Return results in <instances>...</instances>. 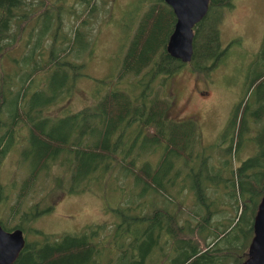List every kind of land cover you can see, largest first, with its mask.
Instances as JSON below:
<instances>
[{"label": "trees", "instance_id": "trees-1", "mask_svg": "<svg viewBox=\"0 0 264 264\" xmlns=\"http://www.w3.org/2000/svg\"><path fill=\"white\" fill-rule=\"evenodd\" d=\"M61 1L0 0V62L5 56L13 64L8 73L0 63V160L18 144L16 163L27 168L12 201L8 193L16 182L0 183V207L7 209L6 217L0 214V226L19 228L25 235L11 264H96L111 246L113 264H241L264 194V38L255 66L247 72L246 91L209 147L214 155L220 153L216 161L225 157L217 169L208 163L207 148L196 149L200 146L196 123L169 117L165 88L186 64L206 73L219 62L224 53L220 24L234 0H209L205 17L193 28L188 63L165 49L175 23L172 9L163 0H137L135 9L139 3L148 5L117 70L95 80L96 102L50 116L43 110L67 99L82 76L92 47L88 25L101 7L96 0H71L68 5ZM75 4L82 8L77 11ZM67 18L74 21L68 32L63 28ZM29 39V47L19 49L17 59L10 56L13 42L23 45ZM24 54L28 55L21 57ZM249 91L254 95L251 100L246 99ZM19 124L26 128L21 140L15 136ZM245 145L253 152L241 158ZM54 168L68 173L67 190L73 193L97 182L107 189L112 177L127 179L126 204L113 212L126 214L111 227L116 235L96 237L103 225H87L71 234L45 233L27 224L25 228L24 222L38 217L19 213V208L37 179L48 177ZM222 168L227 174L220 176ZM50 178L61 180L60 175ZM40 206L34 203L28 211H41ZM122 208L133 209V217ZM175 254L180 258L175 260Z\"/></svg>", "mask_w": 264, "mask_h": 264}, {"label": "rangeland", "instance_id": "rangeland-1", "mask_svg": "<svg viewBox=\"0 0 264 264\" xmlns=\"http://www.w3.org/2000/svg\"><path fill=\"white\" fill-rule=\"evenodd\" d=\"M70 1L63 0L61 2L68 5ZM136 1L96 0L101 7L96 18L91 19L88 25L87 37L92 47L87 56L82 76L75 81L71 95L67 99L46 107L42 112L43 114L54 116L68 109L76 111L87 105L92 106L96 102L95 80L117 70L120 56L135 30L138 18L148 5L147 2L139 3L135 9ZM74 6L77 11L82 8L77 4ZM73 22L72 18H67L63 24L64 30L68 32L70 30L69 25ZM263 38L264 0H234L233 7L224 12L220 24V49L224 53H222L219 62L206 73L195 72L190 64H186L166 84L165 91L168 92L170 102L169 117L175 120L192 119L196 123L200 138V146L198 145L196 149H201V146L207 148L205 152L209 156L208 163L211 164L212 162L214 167H218L217 169L221 168L225 157L216 161V157L220 153L214 155L216 151L210 150L209 147L217 141L216 139L225 127L232 107L246 91L248 75L250 74L247 72L250 67L255 66L253 61L260 50ZM47 42L48 38H45L44 43H42L44 49L40 50L41 55L39 57L42 61L46 56ZM29 44L30 39L23 45L20 40L13 42L10 47L12 49L10 56L17 59L19 49L23 51L29 47ZM28 54L21 55V57ZM69 58L74 59V57ZM0 63L3 71L10 73L13 67L12 60L3 56ZM12 72H16V70L12 69ZM154 88L156 90L160 88L159 82L154 85ZM99 91L100 93L104 92L102 88ZM253 96V93L249 91L246 99L251 100ZM15 129L16 138L21 140V136L26 134V128L19 124ZM19 148L20 145H14L13 149L15 150L6 153L0 160V183L16 182L8 193L11 201L14 199L15 190H17V182L19 183L27 171L25 166H18V162L16 163V154ZM252 152L253 148L250 145H245L240 157L245 158ZM235 164L238 162L235 161ZM223 170L222 168L218 175L227 174V171ZM58 175L61 176V180L51 181L50 177ZM109 184L110 187L104 190L101 189V184L97 182L92 183L84 192H69L67 190L70 187L68 173H64L63 170L61 172L60 168H54L48 177L40 176L37 179L19 208V213L23 212L33 219L38 218L29 224L27 222L22 223L25 228L27 224L34 230L38 229L52 234H71L81 231L87 225H103L104 231L96 237L105 238L104 235H110L111 232V237H113L117 233L111 227L120 220L119 215L123 213L121 211L118 215L113 212L118 206L126 204L127 198L123 195L128 192L129 188H126L127 179L123 180L121 176L116 180L112 177ZM5 191L6 189L2 190L1 194ZM40 196L43 197L41 199L42 204L38 201ZM34 203L38 206L41 205L39 208L41 211H28ZM122 209L130 213L129 217H133L135 213L133 209ZM6 212L7 209L0 207V214L3 217H6ZM123 215L126 216L125 213ZM12 220L13 224H16L19 220L18 215ZM23 221L25 220L23 219ZM135 228L137 227L135 226ZM23 236L25 238V235ZM27 238L33 239L34 236L27 234ZM199 245L204 248V240L200 239ZM156 251L157 253L160 252V250ZM113 252V246L108 247L106 253L101 256V260H99L100 258L97 259L96 264H113ZM175 258L179 259L180 256L175 254Z\"/></svg>", "mask_w": 264, "mask_h": 264}, {"label": "water", "instance_id": "water-1", "mask_svg": "<svg viewBox=\"0 0 264 264\" xmlns=\"http://www.w3.org/2000/svg\"><path fill=\"white\" fill-rule=\"evenodd\" d=\"M173 11L175 23L166 44V52L173 58L188 63L193 55V27L207 11L209 0H163ZM254 235L247 258L241 264H264V194L253 222ZM24 245L19 228L5 230L0 226V264H11Z\"/></svg>", "mask_w": 264, "mask_h": 264}, {"label": "bare ground", "instance_id": "bare-ground-1", "mask_svg": "<svg viewBox=\"0 0 264 264\" xmlns=\"http://www.w3.org/2000/svg\"><path fill=\"white\" fill-rule=\"evenodd\" d=\"M195 25H196V24H195ZM193 28H194V27H193ZM254 218H255V217H254ZM14 261H15V260H14ZM14 261H13V262H14Z\"/></svg>", "mask_w": 264, "mask_h": 264}]
</instances>
